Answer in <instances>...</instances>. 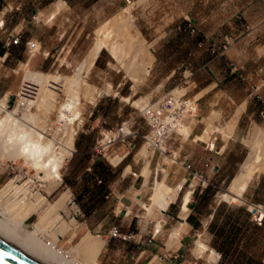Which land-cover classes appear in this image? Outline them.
<instances>
[{"label": "crops", "instance_id": "obj_1", "mask_svg": "<svg viewBox=\"0 0 264 264\" xmlns=\"http://www.w3.org/2000/svg\"><path fill=\"white\" fill-rule=\"evenodd\" d=\"M64 1L67 7L61 9L62 11L71 5L81 3L93 7L91 5L96 4L98 0ZM58 2V0H38L39 6L43 7L39 11L44 14L46 20L62 12L57 8ZM231 4L233 6L228 11L229 13L226 12V18L231 23L233 31H236L237 38L226 51L229 63L226 60L220 62L219 56L212 55L208 47L207 49L200 47L193 49L189 45L185 49L186 61L193 68L201 67L206 71L209 70L203 78L197 76L196 80L193 79V83L197 85L193 93V98L196 97L197 108L195 112L186 113L187 119L184 122L190 131L189 137L183 139L179 132L175 133L173 136L170 135L165 142V150L169 151V154L154 151L150 159L151 169L146 182H143L140 176L143 160L138 162L134 157H128L129 153L125 154L126 151L122 152L118 161L114 159L115 163L110 161L115 168L99 155H91L84 161L83 170L77 174L78 179L85 181L81 188L86 191L84 193L88 194L90 199L92 198L91 201L99 196L104 198L112 196L118 201L114 209L115 214L121 213L127 216L130 212L140 211L143 217L137 221L141 222V225L146 221H151L147 208L153 205L152 189L156 179L161 180L165 176L167 182L175 188L181 183L180 188L170 198L171 200H168L166 207L154 204L151 209L154 213L152 217L155 227L164 228L166 225L168 231L172 229L176 231L173 235L168 233V239L163 241L166 235L159 229L157 231L159 235L154 239L160 243H175L179 246L172 252H159L157 255L160 258L150 262L151 257L147 259L140 252L131 255L124 253L123 246L109 248L111 239L116 238L110 234L113 224L109 226L108 233H101L96 228L103 227L105 220L90 222L87 218L79 220L74 215L71 227L64 234H58V241L62 240L63 246L70 247L68 244L75 243L84 232L90 231L94 234L93 236H99L104 240L101 250L92 262L94 264H216L217 261H219L217 264H248V262L249 264H264V169L256 172L240 193L232 191L233 182L242 171L250 152L246 138L253 127L262 126L253 124L244 138L245 142L243 141L244 131L259 116L264 117L261 115L264 105L256 101L255 91H251L249 95L243 96L242 101L234 110H231L229 116L223 117V110L229 112L228 108L239 98L237 93L240 83H244L242 80H246L252 89L253 85L263 83L243 69L251 60L264 59V0H231ZM2 13H4L3 10H1ZM240 18H244L245 23ZM19 36L20 42L10 45L12 53L8 50L9 47H5L0 41V65L3 61L7 62L14 58L13 54H18L15 60L21 61L20 66L23 63L24 66L21 67L24 71L31 68L42 70L41 68L51 64L52 60L49 56L52 47H49L48 42H42L35 38V34L29 32L19 33ZM27 40H33L36 44L41 42L35 45V52L29 50ZM200 44L198 42L199 46ZM154 62L155 58L153 64ZM214 72L219 75H221L220 72L225 74L221 77L215 75ZM171 74L172 70L159 79L166 80ZM5 93L13 94L14 92L6 91ZM119 100L118 108L122 109L125 103ZM106 102V99L99 98L92 105L89 113L91 128L95 129L96 137H99L100 133L108 127L123 121H126L131 129L137 128L142 133L147 131L139 124L133 128L134 121L138 116H142L139 108H137L138 111L136 109H129L126 112L119 111L114 118H111L108 115ZM242 104L244 108L240 110ZM214 112L215 115H213ZM229 121H233V126L227 130L224 125ZM199 136L202 138L197 139ZM139 140L141 139L137 138L135 142ZM94 143L92 139L88 142H81L78 136L76 154H82L85 149H91ZM121 146L125 148L126 145L119 144L112 151V155L119 154L120 150L117 152V149L122 148ZM197 148L210 152L198 156ZM173 153L177 154L176 160L169 161L167 157L172 156ZM118 154L117 156L120 155ZM184 162L189 163L190 166L185 167ZM176 165L178 167L174 168ZM102 168L103 171H101ZM198 173H201L205 183L197 176ZM221 189L224 191H220ZM189 190H191L190 199L187 201L188 208L185 209L184 198ZM226 193L229 198H226ZM135 207H137L136 210ZM259 213H262L261 220L255 218ZM134 215H131V220L132 218L134 220ZM158 222H160L159 226H157ZM26 233L21 232L23 235ZM199 242L206 245V248L199 246Z\"/></svg>", "mask_w": 264, "mask_h": 264}, {"label": "rangeland", "instance_id": "obj_2", "mask_svg": "<svg viewBox=\"0 0 264 264\" xmlns=\"http://www.w3.org/2000/svg\"><path fill=\"white\" fill-rule=\"evenodd\" d=\"M1 1L3 0H0V22L2 21V23H0V41L2 43L8 35L15 36L19 35V33L22 34L24 32H29L35 34V38L41 40L42 42H48L49 47H52L49 56V58L52 60L51 64L45 68H41L42 70L38 69V71L69 75L75 74L80 65L84 63L87 53L93 48L94 40L96 38L95 31L104 22L112 19L117 20L118 17L124 18V21H126V24L130 27V30L134 35L141 37V40L144 39L149 51L155 56V62L150 73L139 85L133 81L126 69L124 67H120V64L106 50H103L102 54L111 60V64L109 63L107 67L103 68H101L99 65H96L91 71V81L93 82L94 79L93 83L104 89V93L99 98L106 99V108L109 111L108 115L111 118H114V116L119 111L124 110V112H126L129 111V109H140L147 102H151L167 92H170V95L173 98V90L176 88H181L184 90L182 92L183 95L180 96L181 99L186 98L188 101L193 100V93L197 88V85L193 83V79L195 78L196 80L197 76L199 78H203L208 74L209 70L206 71L201 67L193 68L189 62L186 61L187 52L185 49H187L189 45H191L193 49L196 47L207 49L208 47L209 52L212 55L215 54L216 56H219L220 62L226 60L229 63L230 60L226 54V51L237 38L235 36L236 31H233L231 23H229L228 19L226 18V12L229 13L228 11L231 9V6H233V4H231V0H132L134 5L131 8L130 14L123 13V10L129 6V0H98L96 4L91 5L93 7H89L88 4L83 3L71 5L69 8L65 9L50 20H46L43 17H37L38 13L40 12L39 10L43 8L39 6L38 0ZM1 10H3L4 13L1 14ZM240 19L243 20L244 18ZM242 22L245 23L244 20ZM191 25L196 27L197 30L195 32H191ZM225 34H228V38L230 39L227 49L221 54L212 52L210 45H221L225 38L223 35ZM198 42L201 43V46L198 45ZM40 43L38 42L37 44ZM11 46H9L8 50L12 53ZM33 52H35V48L33 49ZM53 53H55L57 56L55 57V54L53 55ZM17 55L18 54H13L14 58L7 62L3 61V63L0 65V100L5 97L6 91L14 92L13 94L16 95L23 86L24 70L19 65L21 61L15 60ZM195 55L197 54L195 53ZM31 69L37 70L33 68ZM170 70H172V74L168 79H159L165 74H168ZM243 70L250 72L253 78H256L258 81H263V83L261 85H253L252 89L251 85H249L246 80H242L244 83H240V88L239 90L237 89V95L240 99L238 98L236 102L228 108L229 112L223 110V117L225 118L229 116L231 110H234V108L238 106V103L242 101L243 96L247 94L249 95L251 91H255L256 101L264 105V59L249 61L246 65V68ZM214 74L222 77L225 73L220 72L221 75H219L214 72ZM105 85H107V87H105ZM30 92L32 94L28 93V95H35V93H33L34 91ZM62 95L63 94L59 95L58 98L60 100L66 99V95ZM18 97L19 96H15V103ZM119 99L123 100V103H125L124 106H122V109L118 108L120 101ZM92 105L93 104L88 102L83 103L82 107L84 108V116L81 120L82 123L80 127H78L79 130L74 140V151L70 156L65 158L62 164V179L60 183L51 191V193L47 194V198L49 200L47 204H45L44 207L39 210V212L32 213L26 219V221L23 222L22 230H19L23 233H27L23 235L20 232V234L22 236H26L28 233L32 232L35 227H38L40 230H42V227L44 229L46 225H44L43 217L50 213L51 218L54 216L53 218L56 220L59 219V221H56L54 225L47 228L50 234L49 238L53 242H57L62 246L63 241H58L57 236L58 233H65L58 230L62 228V225L65 221H73L74 216L79 220L87 218L90 222L102 219L105 220L106 223L103 227L96 228V230H99L98 232L108 233L109 226L112 224L117 225L119 231L121 232L120 236H114L116 238L111 239L109 248L123 246L124 253L131 255L140 252L141 255L145 256L147 259L151 257L150 262H154L160 258L157 255L159 252H172V250L179 246V244H164L155 240L154 238H157V235H159V232L157 231L160 229L163 231L162 233L166 235L163 241L168 239V233L173 235L176 234V231L174 232V229L168 231L166 229V225L164 228L155 227L152 217L154 215L153 212L150 213L151 215H148L151 221H146L144 222L146 224L143 223V225H141V222L139 223L137 221V219L139 220V218L143 217V213L140 211L130 212L127 216L121 213L115 214L114 209L118 203L116 199H114L112 196L108 198L99 196L96 200L94 199L91 201L92 198L90 199L88 194H85L86 191H83L81 188L85 181L78 179L77 174L83 170L84 161L87 160L89 156H95L96 154L92 151V148L85 149L82 154H76V139L78 136L80 137L81 142H88L90 139H92V141H96L97 139L96 135L94 134L95 129L91 128V116L89 113L91 111ZM242 105H240V108ZM20 107L21 108L19 109L18 116L21 117L23 116L22 114H24L25 107L23 105ZM56 112L55 109L50 110L49 113L51 114L49 115L50 118L48 119H52V121L56 119ZM186 113H192V111H187L180 116V120L182 122H186ZM43 116H45V119L47 118L45 114ZM255 123L264 127V117L259 116V118L252 121V123L246 127L243 141L247 136L249 129ZM138 124L144 130H149V124L143 116L137 117L133 123V128H135ZM127 125L129 124L127 123ZM257 127L259 128L260 126L256 125L253 127L249 133V136L246 138V143L248 146H250L249 141L252 138L251 133ZM137 130L138 132L142 133L141 130ZM53 131L51 130L52 133ZM175 133L178 132L174 131L171 135L173 136ZM64 136L65 133L61 131L58 133V135H56V138L61 141ZM142 146H144V144L142 145V140H139L135 147L130 148L128 157H134L135 160L141 162L143 159L138 154ZM121 147L122 148L117 149V152L120 150V155L115 153L108 158L104 156H100V158L104 159L106 163L112 166L110 161L115 163L114 159H120L122 152L126 151V149H129L127 146H125V148L123 146ZM250 150L251 147L249 151ZM166 152L167 150L164 152L158 151L157 153L165 154ZM206 152L208 153L210 151H207L203 148H197L198 156H202L203 154H206ZM157 153L155 154L157 155ZM167 153L169 154L170 152L168 151ZM117 154L119 156H117ZM152 156L150 158H152ZM172 156L167 157V159L169 161H173L176 157V153H173ZM183 165H185V162ZM177 167L178 165H176L174 168ZM141 174L140 176L142 177V181L145 182V177ZM0 177V187L2 191L3 188L6 187V184L11 180H14V182L18 185H23L25 183L24 187L29 189L28 196H30L31 193L45 190V187L43 186L46 184L38 181L39 179L34 168L27 164L25 165V163L21 160L13 159L9 155L5 154L1 148ZM164 179L165 176L163 179L158 180L162 181ZM155 185L156 181L153 187H155ZM11 190L12 191L9 193L8 197L5 199L3 198L4 200L2 201V204L4 208L10 204L9 199L12 197H14L12 198V201H19V197L12 193L14 188ZM23 190L24 188L21 190L22 194H19L20 197L24 196L25 194ZM220 191H224V189H221ZM53 204L55 206L59 205V207H57L58 209L56 213H60L56 214L54 211V215L50 212ZM144 205L147 207L146 204ZM136 209L137 207H135V210ZM133 213H135V215ZM131 215H134V220L133 218L131 220ZM0 218H3L1 213ZM39 219H41L40 221H42L41 224H43V226L40 225ZM37 221L38 226L36 225ZM92 235L94 234L92 233ZM79 239L77 241H79ZM171 240H174V238H171ZM73 244L74 242L68 245L77 249L78 246L74 247L72 246ZM82 244L81 247L78 248V252L80 253H82ZM64 247L67 249L70 248L69 246V248L67 246ZM183 250H185L184 247ZM80 253L79 255H76L78 256V259L82 262H87V260H82L84 258H82ZM93 261L94 260H90L85 263L88 264L90 262V264H94L92 263ZM217 263H219V261H217Z\"/></svg>", "mask_w": 264, "mask_h": 264}, {"label": "bare ground", "instance_id": "obj_3", "mask_svg": "<svg viewBox=\"0 0 264 264\" xmlns=\"http://www.w3.org/2000/svg\"><path fill=\"white\" fill-rule=\"evenodd\" d=\"M58 1L56 5L59 11L67 7L66 1ZM128 4L129 6L123 10L124 14L131 13L134 2L129 0ZM37 17L45 18L41 11ZM95 33L96 38L93 48L87 53L84 63L80 65L75 74L69 75L26 69L24 83L19 93L16 95L7 93L0 100V148L13 159L21 160L25 165L27 164L34 168L38 181L46 184L42 185L45 187L44 191L30 192V196H28L29 189L24 187L25 183L18 185L14 180L9 181L3 191H0V213L3 215V218H0V240L23 253L37 264H86L88 261L96 259V255L104 243L103 239L99 236H93L89 231L84 232L79 241L72 245L74 247L78 246L77 249L70 247L66 252L56 250L54 245L57 242L55 243L49 238L50 234L47 228L54 225L59 219L56 220L53 218L54 216L51 218L50 213L48 215L45 214L47 216L43 217L44 225H46L44 229L40 227L42 229L40 230L35 227L26 236H22L19 230L23 222L32 213L38 212L49 201L47 194L51 193L60 183L62 179V164L65 158L74 151V140L84 116L83 103L95 104L97 99L104 93V89L94 84V79L93 82L90 79L93 67L99 65L103 68L107 67L109 63L111 64V60L102 54L103 50H106L120 64V67L126 69L133 81L139 85L150 73L155 58L149 51L144 39L141 40V37L134 35L122 17H118L117 20L112 19L104 22ZM21 66H24L23 63ZM30 91H34L35 95H28V93H31ZM183 91L181 88L173 90L174 97L169 101V106L173 107L180 103L179 96L183 94ZM61 94H63L62 96L66 95V99L60 100L58 97ZM15 96H19L16 103ZM195 99L184 101L189 112L190 110L195 112L197 108ZM21 105L25 108L23 107L24 114L20 117L18 113ZM243 107L244 104L240 109H243ZM53 109H55V112L57 110V112L56 119L52 121V119L48 118H50V110ZM44 114L47 116L46 119L43 116ZM213 115H215V112ZM232 126L233 121H229L224 125V128L230 130ZM51 130H54L53 133ZM61 131L65 133V136L60 141L56 138V135ZM176 131L182 135L183 139L189 137L190 131L188 127L179 118L177 119ZM105 133L107 134V131ZM251 136L252 138L249 141L251 150L243 164L242 171L234 180L232 186V191L237 193H240L247 186L256 172L264 169V129L255 128ZM163 147L164 150L159 152L165 151L166 145H163ZM153 154L154 151L149 150L145 145L142 146L138 154L144 160L141 175L145 177V182L151 169L150 157ZM180 186L181 183L176 188L173 187L167 182L166 178L162 181L157 179L156 185L152 189L153 205L158 204L164 207ZM240 187L241 189L238 190ZM13 188L14 191L12 193L19 197V201H12V198H10V204L4 208L2 201L8 197ZM23 188L25 194L20 197L19 194ZM190 194L191 190L185 195V209L188 208L187 201L190 199ZM226 194V198H229L228 193ZM153 205L147 208L149 214ZM57 207L59 205L55 206L53 204L50 212L54 214L55 211L56 213ZM41 222L39 223L43 226ZM71 222L72 220L65 221L62 228L58 230L66 232L71 227ZM159 225L160 222L157 223V226ZM39 233L44 236L40 237ZM47 240L49 243H47ZM81 244L83 245L82 250L80 249L82 253L78 252ZM199 244V246L206 248V245L200 242ZM79 253L84 258H81L82 260H87V262L85 261L86 263L78 259L76 255H79Z\"/></svg>", "mask_w": 264, "mask_h": 264}, {"label": "built area", "instance_id": "obj_4", "mask_svg": "<svg viewBox=\"0 0 264 264\" xmlns=\"http://www.w3.org/2000/svg\"><path fill=\"white\" fill-rule=\"evenodd\" d=\"M248 26V24H246ZM191 32H195L197 29L195 26L191 25ZM224 41L219 46L210 45L211 51L217 54L224 53L227 49L230 39L228 36H224ZM19 35H8L3 42L5 47H9L13 43L20 42ZM26 44L29 50L35 48L36 42L33 40H27ZM181 94L180 96H182ZM180 103L175 107L169 106L168 101L172 99L170 92L164 93L157 99L153 101L147 102L144 106L139 109V113L144 117V119L149 124V130L145 133H140L136 129H131L129 125H127L126 121L121 122L117 125H112L107 129L103 130L99 137H97L92 151L99 156H104L106 158L112 155V151L119 144L126 145L129 149L126 150L125 154H128L130 148L136 146L135 140L140 138L142 140V145L144 144L148 149L152 151H160L164 150L163 145H165L166 140L170 137V135L176 131L177 119H180V116L189 111L184 100L186 98H180ZM182 100V101H181ZM261 115H264V111L261 112ZM107 131V134L104 132ZM186 167H189L190 164L185 162ZM198 176L202 179V182L205 183V180L202 178L201 174ZM262 213H259L255 218L261 220ZM110 234L113 236H120L121 232L117 225H112L110 229ZM40 237L44 235L39 233ZM47 243L49 241L47 240ZM56 250H61L62 252H66V249L63 245H58L57 243ZM52 246V247H54ZM66 254V253H65Z\"/></svg>", "mask_w": 264, "mask_h": 264}, {"label": "water", "instance_id": "obj_5", "mask_svg": "<svg viewBox=\"0 0 264 264\" xmlns=\"http://www.w3.org/2000/svg\"><path fill=\"white\" fill-rule=\"evenodd\" d=\"M0 264H37L29 257L0 240Z\"/></svg>", "mask_w": 264, "mask_h": 264}, {"label": "trees", "instance_id": "obj_6", "mask_svg": "<svg viewBox=\"0 0 264 264\" xmlns=\"http://www.w3.org/2000/svg\"><path fill=\"white\" fill-rule=\"evenodd\" d=\"M101 171H103V168L101 169ZM248 264H249V262H248Z\"/></svg>", "mask_w": 264, "mask_h": 264}, {"label": "clouds", "instance_id": "obj_7", "mask_svg": "<svg viewBox=\"0 0 264 264\" xmlns=\"http://www.w3.org/2000/svg\"><path fill=\"white\" fill-rule=\"evenodd\" d=\"M33 50V49H32ZM28 224V223H27ZM69 248V247H68Z\"/></svg>", "mask_w": 264, "mask_h": 264}]
</instances>
